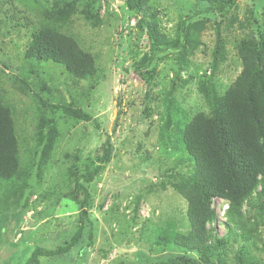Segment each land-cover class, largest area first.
Listing matches in <instances>:
<instances>
[{"label": "rangeland", "instance_id": "374dc122", "mask_svg": "<svg viewBox=\"0 0 264 264\" xmlns=\"http://www.w3.org/2000/svg\"><path fill=\"white\" fill-rule=\"evenodd\" d=\"M220 1L0 0V102L12 112L18 158L15 175L0 178V264H27L36 248L71 238L75 183L102 163L108 141L111 159L87 183L81 240L42 264H264V179L238 204L214 199L209 262L175 242L191 229L185 179L195 165L184 130L212 112L244 59L255 61L264 28V0L219 11ZM43 27L73 38L95 73L27 58ZM154 41L178 45L153 51Z\"/></svg>", "mask_w": 264, "mask_h": 264}, {"label": "trees", "instance_id": "16d2710c", "mask_svg": "<svg viewBox=\"0 0 264 264\" xmlns=\"http://www.w3.org/2000/svg\"><path fill=\"white\" fill-rule=\"evenodd\" d=\"M236 1L222 0L215 8L222 11ZM153 45V51H165L178 43L154 41ZM26 56L39 63L53 61L61 64L80 78L91 77L95 73L94 59L89 53L82 50L73 38L47 27L33 34ZM254 58V62L243 60L242 73L223 95L214 98L212 112L197 114L184 130V143L195 165L193 173L185 179L193 190L188 209L191 229L188 234H178L175 242L204 254L207 262L216 251L209 245L212 238L209 223L215 214L212 207L214 199L238 204L253 194L264 179V28L259 33ZM64 110L84 116L79 111ZM110 157L108 141L102 163L85 172L81 176L82 181L75 183L73 198L82 196L75 233L55 249L36 248L27 264H42L41 257L67 254L79 243L90 207L91 193L87 183L94 180ZM17 168L12 112L0 102V178H12Z\"/></svg>", "mask_w": 264, "mask_h": 264}]
</instances>
